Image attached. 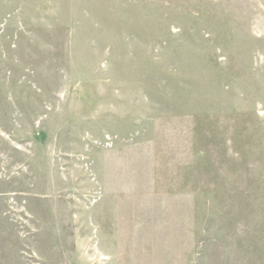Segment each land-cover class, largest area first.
<instances>
[{"label":"rangeland","instance_id":"1","mask_svg":"<svg viewBox=\"0 0 264 264\" xmlns=\"http://www.w3.org/2000/svg\"><path fill=\"white\" fill-rule=\"evenodd\" d=\"M0 264H264V0H0Z\"/></svg>","mask_w":264,"mask_h":264}]
</instances>
